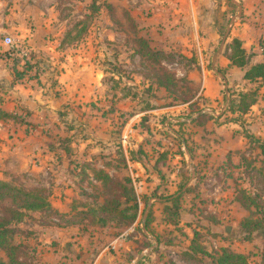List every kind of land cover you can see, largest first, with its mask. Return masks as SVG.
Returning a JSON list of instances; mask_svg holds the SVG:
<instances>
[{
    "label": "rangeland",
    "instance_id": "obj_1",
    "mask_svg": "<svg viewBox=\"0 0 264 264\" xmlns=\"http://www.w3.org/2000/svg\"><path fill=\"white\" fill-rule=\"evenodd\" d=\"M3 1L8 32L0 40L11 36L16 45L2 47V55L19 65L17 77L39 78L45 72L47 86L55 72L64 70L55 62L70 64L68 57H78L89 42L100 43L96 60L105 72L101 97H91V108L82 100L72 102L71 93L60 111L65 124L55 128L52 138L70 157V172L80 174L77 189L70 196H55L59 209L51 205L50 210L26 212L20 223L13 221L8 238L19 259L30 264H214L227 249L245 256L248 264H264V86L243 79L254 57L264 56V0H194L199 6L195 20L184 16L181 22L213 27L209 34L192 32L202 50L196 47L186 55L184 50L191 48L186 44L165 50L146 40L157 56L139 50L144 36L123 0H0V8ZM36 18L51 20L55 27L42 32L47 27H37ZM36 29L35 42L27 43ZM69 29L67 47H58ZM239 35L256 47V53L253 48L247 52L248 66L235 71L218 66L219 56L233 55ZM204 40L210 41L207 49ZM21 44L28 57L19 54ZM204 72L214 80L208 92ZM256 90L257 104L246 111L251 99L242 102L241 96ZM128 129L133 131L128 159L143 167L132 170L134 177L120 142ZM212 140L223 149L218 151ZM88 158L114 180L130 181L128 188L141 201L132 226L115 220L105 226L99 220H108L99 208L110 195L99 182L83 178L87 162H82ZM37 182L24 177L13 185L35 193L53 184ZM49 192L51 199L55 193ZM116 196L125 207L124 195ZM193 242L197 257L191 260L185 253ZM8 252L0 248L5 263Z\"/></svg>",
    "mask_w": 264,
    "mask_h": 264
},
{
    "label": "crops",
    "instance_id": "obj_2",
    "mask_svg": "<svg viewBox=\"0 0 264 264\" xmlns=\"http://www.w3.org/2000/svg\"><path fill=\"white\" fill-rule=\"evenodd\" d=\"M123 2L130 16L135 21L136 25H138V29L142 36H144V39L153 40L154 45L165 50L176 47L180 48V45L186 44L191 48L190 52L185 49L184 53L189 55L193 48L195 51L196 47L202 50L200 40H198V46H195L192 32H196L197 34L199 31H204L208 34L213 32V27L206 26V24L198 25L194 22V24H190L191 27H188L181 22L184 16L188 17L187 20L190 19L192 22L193 19L195 20V12H197L199 6L198 4L194 6V0H123ZM1 5L0 35L1 33L6 34L8 32V28L6 27L7 17L5 13H1V11H5L7 4L3 1ZM207 7L214 9L215 6L208 4ZM84 19H86V17ZM84 19L79 23L83 22ZM39 20L40 18H36L35 20L37 27H39V24L47 27V29L42 28V32L48 33L55 27L52 25L51 20L46 19V22H44L43 18H41V22H39ZM34 32V35L30 34L32 37L31 40H26L27 43L35 42V37H38L40 31L36 29ZM110 32L113 31L110 30ZM67 33L60 41L58 47H67L66 38L69 37L70 29ZM254 33L257 36L259 32L256 30ZM30 36H27L26 39H29ZM7 37L12 38L11 36L5 35V37L0 40V182L15 184L19 179L22 180L24 177H28L30 180H38V182L47 179L53 184L47 183L48 186L43 187L48 193H51L49 191L55 193L51 199L49 198V202L52 207H57V209H59V203L61 202L60 199H57L55 196L58 194L60 195L61 192L70 196L71 193L74 192V189H77L76 181L79 179L78 176L80 174L72 169L70 172V157L68 159L63 152V148L59 144H56V141H53V138H55L53 136L58 133L55 131V128H57L58 125L61 126V124H65V120L61 117L60 111L64 112L62 109L64 105H67L70 101L72 97L71 93L74 97L72 102L82 100L87 103L86 107H88L87 105L89 104L88 108H91L94 102L91 97L95 100L101 97L105 72L101 68L100 62L96 60L97 53L95 51V49L101 45L100 43L98 44V42H94L92 45L91 42L87 43L86 45H88V47L84 48L83 46L84 52L79 54L78 57H68L70 64L64 60L55 62V64H60V69L64 70L59 74L55 72L53 83H51L52 81L49 79V84L46 86L43 84V82H45V79L42 77L45 73L43 71H41L43 72L42 74H38L39 78H32V76H30L25 79L22 75H20V77L18 76L19 78L17 77L15 71L20 68L19 65L2 55V47H7L4 43ZM215 38V35H212L210 41H214ZM238 40L241 41L242 48L246 53L252 50V39L249 41L247 38L239 35ZM210 41L204 40V49L210 47ZM46 43L48 46V41ZM56 43L57 42L54 44ZM24 45L21 44L18 48L27 49ZM52 45L53 43L50 44L47 49H52ZM93 45L94 50H92ZM55 46L57 47V44ZM252 51L256 53V47H254ZM222 57V55L218 57L217 65L235 71L237 67H232L230 60L228 58L222 60ZM254 58L256 59L253 61L255 64L252 65L264 64L263 55H257ZM109 62H111V60H109ZM221 64L223 66H221ZM56 67L57 66L53 68L54 71ZM205 75L206 73L204 72V88L206 89L205 92H208L211 85L210 83L214 80ZM244 76L245 72L243 79ZM253 107H251V109H253ZM72 109L75 108L72 107L71 110ZM67 110L69 111V108H67ZM16 117L21 119L20 123L17 122ZM66 121L69 122V119L66 118ZM31 123L37 126L34 130L29 127ZM225 128L226 126L224 125L217 131H222ZM128 131L132 130H125L124 133ZM212 141L213 145L218 148V151L223 149L221 145L214 144L216 142L215 140ZM218 154L221 155L220 152H218ZM125 157L127 158L126 160L130 169L134 171L136 167H140L143 170L142 163H132V161L128 159L129 156ZM71 162L72 161H70V163ZM82 163H86L82 167L87 172L83 178H88L91 182L95 181L97 183L94 179L92 169L99 170V165H95L96 163L94 160L89 158L84 159ZM59 165L62 167L60 168ZM60 169L64 171L59 173ZM100 170L108 173L104 167H101ZM136 175L140 176V173ZM83 178L80 180H83ZM38 182L36 184H38ZM81 185L82 184H79V186ZM66 201L69 203V199L66 198ZM62 211L65 210L63 209ZM119 241L121 240L118 239L117 242Z\"/></svg>",
    "mask_w": 264,
    "mask_h": 264
},
{
    "label": "trees",
    "instance_id": "obj_3",
    "mask_svg": "<svg viewBox=\"0 0 264 264\" xmlns=\"http://www.w3.org/2000/svg\"><path fill=\"white\" fill-rule=\"evenodd\" d=\"M84 24V22H81ZM87 27V26H86ZM234 45L232 48L233 55L229 57L231 65L233 67L244 69L248 66L249 59L247 57L246 51L242 48V43L240 40L235 39L233 41ZM138 46L139 50L144 52L146 56H157V52H154L149 43L144 39H139ZM19 51V48H18ZM244 79L250 83H261L264 86V64H256L250 66L246 72ZM258 90L250 94H245L241 96V100L250 98L251 101L245 110L248 111L257 104ZM244 111V113H246ZM94 179L103 185L104 189L108 191L110 198L104 201L101 206L100 211L108 219L100 217V221L103 225L109 224L110 221H118L122 224H127L132 226L138 218L139 204L137 197H135L133 188L129 189L127 183L129 182H119L114 180L110 174L103 170L92 169ZM42 193L48 194V198L41 196ZM117 193L124 195L126 206H122V202L116 199ZM40 194V195H39ZM122 197V196H121ZM131 197V198H130ZM51 204L49 202V193L47 190H36L35 193L22 190L17 188L11 183L0 182V248L9 251V262L5 263L0 259V264H30L23 262L17 256L16 249L11 246L9 242V235L13 233L10 228L13 221L20 223L25 218L26 212H42L45 210H50ZM4 213V214H3ZM98 214V213H96ZM194 245L191 249L185 253L188 259L194 260ZM199 247V246H198ZM205 256L209 254L205 251ZM212 258V256H210ZM214 264H248L245 256L240 254H235L227 249H223L220 254H218L217 259H213Z\"/></svg>",
    "mask_w": 264,
    "mask_h": 264
},
{
    "label": "built area",
    "instance_id": "obj_4",
    "mask_svg": "<svg viewBox=\"0 0 264 264\" xmlns=\"http://www.w3.org/2000/svg\"><path fill=\"white\" fill-rule=\"evenodd\" d=\"M4 43H5L6 46H8L10 48H14L15 45H16L15 41L12 38H10V37H7L4 40ZM19 54H22L25 57L29 56V52L26 49H23V48H19ZM131 133H132V131L125 132L121 136V139H120V142H121V144H122V146L124 148L125 156H128V151L126 150V147L130 144L129 141H130ZM131 175H132V177H134L132 169H131ZM139 205H141V201L140 200H139Z\"/></svg>",
    "mask_w": 264,
    "mask_h": 264
}]
</instances>
